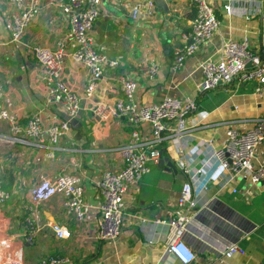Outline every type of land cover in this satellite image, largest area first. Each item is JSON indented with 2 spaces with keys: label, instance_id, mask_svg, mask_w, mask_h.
<instances>
[{
  "label": "crops",
  "instance_id": "0c3cea01",
  "mask_svg": "<svg viewBox=\"0 0 264 264\" xmlns=\"http://www.w3.org/2000/svg\"><path fill=\"white\" fill-rule=\"evenodd\" d=\"M141 5L148 0H128ZM220 19L218 30L210 40L187 58L179 69H172L174 54L186 43L195 10L192 0H163L170 9L172 21L164 18L162 9L148 19H132L129 10L113 0H101L100 15L90 35L94 46L108 58H119L115 67L106 66L95 91L83 98L88 72L71 55L73 46L64 42L61 80L85 100L79 139L66 134L60 138L53 159L31 145L0 140V187L9 198L0 202V237L10 236L12 248H20L25 264H37L49 256H68L71 264H184L166 251L170 211H177V199L184 177L157 163L150 165L135 187L130 188L122 204L124 221L121 233L111 241L94 237L98 212L91 211L83 222H77L62 209V195L41 202L39 231L34 244H26L19 234L24 230L23 205L28 190L42 179L53 180L60 167L80 176L84 200L92 206L100 202L98 181L103 171L122 166L115 150L124 145L132 130L148 137V124L134 126L123 118L100 119L93 113L96 104H112L121 96L118 78L135 80V99L140 104L159 102L164 96L193 101L196 109L188 114L182 132L174 133L176 122L162 143L163 155L173 162L177 148L187 151L198 139L211 138L215 145L224 139L228 123L239 128L251 126L249 120L264 116V94L255 95L256 84H229L199 92L201 79L198 64L217 61L219 46L226 39L246 40L254 52L264 45V0H231L232 13L223 5L228 0H210ZM42 7L18 41L11 40L13 7L0 0V84L11 100L10 109L24 125L39 113L44 128L64 121L63 108L46 99L43 73L31 46L41 44L56 48L64 41L68 15L59 0H41ZM155 65L157 71L149 74ZM2 103V102H1ZM229 124V125H230ZM7 123L0 121V133H7ZM264 155V145L256 150V160ZM222 178L206 182L194 194L195 207L190 210L194 231L184 240L196 252L189 264H264V187L236 179L222 187ZM236 189V192L232 190ZM59 224L70 231L68 238H57L50 225ZM16 236V237H15ZM237 242L245 253L220 254L216 246L222 241Z\"/></svg>",
  "mask_w": 264,
  "mask_h": 264
},
{
  "label": "built area",
  "instance_id": "2783aa9c",
  "mask_svg": "<svg viewBox=\"0 0 264 264\" xmlns=\"http://www.w3.org/2000/svg\"><path fill=\"white\" fill-rule=\"evenodd\" d=\"M11 5V40L18 41L42 7L41 0H4ZM195 14L191 20L190 31L185 36L186 43L176 50L172 69H179L184 61L193 56L202 44L212 38L220 25L214 5L210 0H192ZM223 5L227 14L232 13L230 1ZM248 1V0H247ZM122 8L128 9L132 19H148L155 11L153 0L141 5H131L128 0H113ZM61 10L68 15V26L64 41L56 48L41 44L31 46V52L42 69L46 87V99L60 105L67 116L76 115L81 98L61 80L64 58L67 52L64 42L73 46V59L82 64L88 78L83 98L88 99L95 91L106 66L115 67L119 58L110 59L98 50L90 35L91 29L100 15L101 0H59ZM220 57L217 61L203 60L198 64L201 79L197 83L199 92L210 90L218 84H229L234 80L238 84L254 82L255 95L264 94V45L259 52H254L246 40L226 39L219 46ZM157 66L153 65L149 74L154 75ZM121 96L112 104L99 103L93 113L100 119L123 118L134 126L148 124L150 135L142 138L137 129L131 131L127 142L115 152L122 166L114 171H103L98 181L100 202L92 206L84 200L80 176L69 173L66 166L60 167L57 176L42 179L28 190V199L23 205L24 230L19 237L26 244H34L39 231L36 222L40 218L39 204L54 195H62L63 212L77 222H83L91 211H97L94 237L99 241H111L122 230L124 213L122 204L130 188L135 187L140 179L150 171V165L159 159L158 146L161 145L170 130L171 122H176L175 135L182 132L188 114L196 109L193 101L166 95L159 102L140 104L136 102L137 83L131 78L119 76ZM2 102V103H1ZM11 100L4 95L0 84V121L7 123L9 131L0 133L4 142L22 143L44 151L47 159L55 157L58 142L68 131L67 122L51 123L44 128L39 113L30 116L27 122L20 124L17 112L10 109ZM251 126L239 128L228 123L224 139L215 145L213 139L196 140L187 150L177 148L174 165L184 176L177 199V211H170L166 221L168 233L166 251L184 264L196 260V252L186 243V234L194 231L190 210L195 207L194 194L204 188L206 182L221 177L222 187L244 179L252 184L264 187V155L256 160V150L264 145V116L249 120ZM230 124V125H229ZM236 192V189L232 190ZM9 198V193L0 187V202ZM52 234L57 238H68L70 231L59 224L50 225ZM16 237V236H15ZM13 237H0V264H25L20 248H12ZM220 254L245 253L237 243L224 240L216 247ZM37 264H71L68 256L53 255Z\"/></svg>",
  "mask_w": 264,
  "mask_h": 264
},
{
  "label": "water",
  "instance_id": "95a60500",
  "mask_svg": "<svg viewBox=\"0 0 264 264\" xmlns=\"http://www.w3.org/2000/svg\"><path fill=\"white\" fill-rule=\"evenodd\" d=\"M154 1L156 5L162 9L164 18L172 21L173 17L171 16L170 9L165 4V2H163V0H154ZM84 106H85V100L82 99L80 101L79 109L74 117L69 118L67 115H64L63 120L67 122V127H68V131L66 132L67 136H74L75 138L79 139L80 134L79 133L77 134L76 131L81 127L82 124L81 118L84 114ZM158 167H164L168 170H172L174 173L178 172V170L174 165V162L169 157L163 155L162 151H159ZM181 176L184 177L182 174Z\"/></svg>",
  "mask_w": 264,
  "mask_h": 264
},
{
  "label": "trees",
  "instance_id": "16d2710c",
  "mask_svg": "<svg viewBox=\"0 0 264 264\" xmlns=\"http://www.w3.org/2000/svg\"><path fill=\"white\" fill-rule=\"evenodd\" d=\"M161 146L162 144L158 146V149L163 152V148Z\"/></svg>",
  "mask_w": 264,
  "mask_h": 264
}]
</instances>
